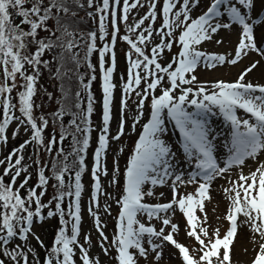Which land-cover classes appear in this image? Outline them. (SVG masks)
Segmentation results:
<instances>
[{
    "label": "snow or ice",
    "instance_id": "6c2138e0",
    "mask_svg": "<svg viewBox=\"0 0 264 264\" xmlns=\"http://www.w3.org/2000/svg\"><path fill=\"white\" fill-rule=\"evenodd\" d=\"M200 2L201 0H182V3L180 0H163L160 15L163 17L162 28L166 31L157 30L161 36V43L151 49L150 57L145 54L140 45H144L152 37V24H149L136 37V40L128 36L121 37L130 46V51L126 53L128 77L122 85L121 119L117 133L111 136L110 122L115 88L113 74L116 68V57L112 45L117 40L118 22L127 21L131 9L138 6L143 7L140 0H134L132 3L129 0H123V15H118V9L115 6L119 5L120 0H113L112 4L110 0H102V4L95 5V11L99 14V39L104 40L107 35L106 21L109 15L112 27V44L106 43L99 49L96 46V32H89L85 36L74 29L77 11L84 6L81 0H0V69L3 73V79L0 80V113H2L0 115V143L7 142L6 129L13 121L17 122L18 128L24 127L26 132L29 130L31 132L28 140H25L18 149H14L4 160H0V165L7 162L3 176H11L9 183H5L3 176H0V209L4 210L0 211V254L7 257L12 264H21V261L23 264H29L28 253L23 250V247L27 246L29 235L33 236L41 247H44L43 241L32 232V226L37 222L34 218L43 221L45 217L41 209L48 208L52 204L51 200L48 204L41 202L49 183L44 167H41L38 172V183L27 190V199L20 195V189L27 186L29 176L25 175L19 188H14L17 178L27 172V167L22 166L24 157L20 154L24 148L29 144H35L37 155H39L40 148L52 152L53 146L57 143L52 137L49 138L47 144L44 143L43 133L49 121L43 115L36 117L33 114L34 107H39V105H34L33 97L36 95V83L40 76L41 66L50 64V60L43 59V57L46 53L52 52L54 58L61 64L73 62L78 66L79 53L74 50L81 46V41H85L84 59H88L94 51L99 52L103 93L102 127L99 129L97 138L98 146L93 153L91 169L93 207H89L88 211L94 218L95 227L102 240L100 247L104 254H108V249L104 245L107 237L94 207L98 206V194L103 193L101 175H107L104 160L110 139L118 141L124 134L123 113L127 107V98L133 92L139 97L136 122L138 123L143 115L145 101L149 96H151L150 118L143 125V130L127 162L123 194L117 201L120 211L111 246L116 250L115 259L118 264H137L136 254L131 251L132 249H135L140 257L147 258L149 250L142 245L145 236L148 238L147 243L151 251L155 253L156 260L161 258L162 252L158 250L161 244L155 243L154 238L178 249L184 264H213V258L216 264H231L230 246L237 235L239 216L245 218L243 223L249 226L251 232L264 240V162L258 161V154L264 152V85L245 83L246 76L257 67L259 61H254L246 67L234 82L217 81L213 83L211 92L204 85H198L195 89L192 87L197 82L195 71L201 63L209 69L225 63L236 65L250 51L264 57V48L257 43L254 33L255 26L264 25V16L258 14L253 17L251 15L255 6L254 0H211L210 5L202 14L192 18L191 12L199 6ZM86 3L88 8H92L95 0H86ZM178 3L179 8L177 9ZM156 7L157 0H149L147 14L141 17L134 26H129L127 30L133 32L139 29L145 20H151L154 23L158 16ZM14 17L19 18V22H16ZM234 25L240 28L234 55L206 53L199 50L198 46L203 42L212 40L222 29L231 30ZM177 28L182 30L178 37H173ZM41 32L45 35L41 36ZM145 32L147 35L144 34ZM165 37L169 39L165 40ZM173 40L180 45V51L171 62L162 66L158 59L165 48L168 50L172 48ZM216 43L222 44L223 40H216ZM56 49L60 51L56 53ZM132 52L137 55L136 59L132 58ZM106 54L110 55V66L107 67ZM28 68H31V74L28 73ZM88 68L94 71L91 63L88 64ZM56 71L62 74L60 68ZM17 76L23 81L19 86L16 83ZM95 78L93 75L88 83H83L81 79L83 88L89 89L91 80ZM165 78H167L169 87H162V81ZM142 82L145 87L138 90ZM17 87L22 89L17 93L20 116L15 115L14 109H17V105L13 103L11 96ZM158 87L160 94L155 95ZM177 89H179L178 95L176 94ZM76 95L79 96V93ZM87 100L86 109H82L80 104L76 103L74 107L79 111L72 113L68 126L63 124L60 126L59 141L62 142L71 137L72 153L76 158L78 170L74 174V184L66 185L64 174L68 171V164L64 163L62 167H57V161L54 160L52 163L53 177L57 181L53 187L57 189V193L53 197L55 211L49 210L47 217L59 215L61 227L55 235L52 246L46 252L43 264H75L74 249L76 247L79 248L82 264H99L98 258H91L88 250L78 243L81 223L80 200L83 191L81 177L85 171L84 153L89 148V136L93 130L90 117L95 101L90 92ZM189 106L194 107L195 111H190ZM213 109H218L224 119L230 122L232 129L231 148L223 167L218 166L213 156L214 137L207 126V115ZM237 110H243L249 114L254 122L238 117ZM66 111L61 108L53 113L54 122L62 121ZM168 121H171L179 131L182 150L187 162L191 163L193 159L196 162L197 171L190 174L188 183L195 182L196 177L203 182L199 184L195 194L180 196L177 182L183 184L185 181L182 179V173L175 174L172 182V201L152 205L143 202L145 196L153 195V191L151 189L145 191L144 186L148 183L153 186L164 185L166 179L174 175L173 170L179 167L174 163L176 154L163 139L167 132ZM16 135L17 132L14 131L13 137ZM61 154H63L62 149ZM14 156L16 158L13 163ZM249 158L258 162L256 170L248 175L241 173L238 181H232V186L224 189L230 202L228 214L225 217L230 225L227 232L221 238L217 230L213 233V238H208V230L203 227L207 217L205 216L204 221H200L195 215L196 209L204 211V200L210 199L208 191L211 181L233 166H243ZM36 163L40 164L39 159ZM115 182V177H113L112 183ZM37 188L42 189L39 194H37ZM65 197H74L69 201L67 211L62 208V201ZM33 203L35 204L34 211L29 207ZM174 206H178L186 217L189 229L187 235L194 237L201 245L202 255L198 260L190 254L187 247L174 239V233L177 232L179 226L172 223L166 215H161L174 210ZM105 211H108V207ZM141 214L146 215L149 220L159 219L163 226L157 231L150 225L140 223L137 216ZM65 216L68 217L67 220ZM69 223H71V235L66 232ZM169 226L171 231L165 235V228ZM15 238H18L22 244L9 249L8 245ZM204 238H208L207 243ZM84 239L85 243L90 241L88 236ZM28 252L35 255L30 247ZM0 264H5L3 259H0ZM36 264H39V261ZM252 264H264V243L259 245V251Z\"/></svg>",
    "mask_w": 264,
    "mask_h": 264
},
{
    "label": "rangeland",
    "instance_id": "374dc122",
    "mask_svg": "<svg viewBox=\"0 0 264 264\" xmlns=\"http://www.w3.org/2000/svg\"><path fill=\"white\" fill-rule=\"evenodd\" d=\"M130 3L134 2V0H129ZM141 3V2H140ZM182 3V0H180ZM211 0H201L198 7L192 10L191 16L192 18H196L206 8L210 5ZM254 9L251 12L253 17H256L258 14L264 16V0H254ZM119 5H117V9L119 12ZM162 8V4H160L156 11L159 15ZM179 8V3L177 4V9ZM128 25L134 26L137 21L141 19V17L145 16L146 13L142 10L141 7H137L135 9H131L128 13ZM182 18V17H181ZM152 24L153 34L150 40H148L147 44L158 45L161 43V36L158 34L157 30H159V26H156L151 20H145L144 24L141 25L139 29L133 31L135 34H140L143 32L145 28ZM177 28L174 33L178 32ZM240 28L239 26L234 25L231 30H221L218 34H216L212 40L203 42L199 47V50L204 51L206 53H216V54H225L228 56L234 55L235 47L239 40ZM254 33L257 38V43L264 48V25L255 26ZM147 35V33H144ZM223 40L222 44H217L216 40ZM165 40H168L165 37ZM108 44H112L110 41ZM115 52L116 57V68L113 74V83L115 84L114 88V98L112 103V120L110 122V134L111 136H115L117 133L118 123L121 119V99L123 97L122 92V83L119 79V71L122 66V58H121V49L119 50L117 40L114 45H112ZM174 46V45H173ZM178 49V51L176 50ZM120 51V52H119ZM180 51V45L178 44L173 51L163 52L160 55V59L163 64L169 63L170 59L178 54ZM51 54H54L50 52ZM107 55V54H106ZM110 58V55H109ZM259 61L257 67L253 69L245 78V83L251 82L254 85H264V57H261L256 52L250 51L247 56H244L236 65H231L225 63L223 65H217L214 68H207L203 63H201L195 71V75L197 76V82L192 87H197L198 85H204L208 88L209 92L213 89L211 85L217 81L224 82H234L239 74L248 67L252 62ZM27 67V66H26ZM31 71V68H28ZM143 74V73H142ZM11 83V81H10ZM16 83L19 86L23 83L22 79L17 76ZM145 87V84L142 82L139 86L138 90H142ZM162 87H169V83L164 79L162 81ZM187 87V86H182ZM45 84L43 81L40 83L39 90L44 89ZM20 88L17 87L14 89L15 93V101L14 104L17 105L18 111V100H17V91ZM160 93V88L158 87L155 94ZM176 94H179V89L176 90ZM191 98V97H190ZM139 97L135 95V93L129 94L127 98V107L123 113V117L125 119V130L124 134L121 138L116 140H111L109 142V147L106 152L105 164L107 167V175H101V182L103 193L98 194V206L94 207V211L97 213L101 220L102 230L107 237V241H104L105 247L108 249V254L105 255L104 251L101 249L100 244L102 242L99 232L97 231L94 223L93 216L89 213V207H93L91 201H86L87 197L91 195L90 189H86L81 203V218L82 222L80 224L79 230V244L83 245L87 250L88 254L91 258H98L99 264H111L113 260V249L111 246L112 241V227L111 221L112 216L111 213L115 210V205L112 197V193L115 192L116 186H119L120 176H121V165L125 164L124 158H126V154L129 152L130 147L127 149V141L129 138L134 135H140L143 130V126L148 121V106L145 103V107L143 109V115L140 117L139 122H136L137 116V103ZM35 104L41 106L46 101H48V95L40 92L38 96L35 98ZM39 107H34L33 114L37 117V109ZM190 111H195L194 107L189 106ZM19 112V111H18ZM20 114V113H19ZM237 116L241 119H249L250 122H254L249 114L245 113L243 110H237ZM146 121V122H145ZM99 124H96L98 128ZM141 131H140V128ZM142 126V127H141ZM207 126L210 128L211 134L214 137L213 139V156L217 161L218 166L223 167L225 161L229 156V150L231 148V139H232V129L230 122L226 121L222 114L219 113L218 109H213L211 113L207 115ZM243 130V129H241ZM16 131L17 135L13 137V132ZM7 142L4 143L2 151V160H4L14 149H18L19 146L24 143L25 140H28L31 136L29 131H25L24 127H19L16 121H13L9 127L7 128ZM163 139L166 140L171 150L176 154L174 163L178 164L179 167L174 169V175L168 177L164 183V185H156L153 186L150 183L144 186V190L148 191L151 189L153 191L152 196H145L144 201L148 204H163L169 203L173 199L172 192V182L175 179V174L182 173V179L185 183L181 184L177 182V190L180 196H186L187 194H195L196 189L199 187V184L203 181L196 177L195 182L188 183L190 179V174L197 171L195 167V159L192 160L191 163L187 162L185 154L182 150V139L180 137L179 131L174 127V124L171 121L167 122V132L165 133ZM94 144L97 145V141H94ZM127 149V150H126ZM41 150V148L39 149ZM126 150V151H125ZM23 155L24 159L22 160V166L27 167V172L22 173L20 177L17 178L14 188H19L20 183L24 180L25 175L28 176L29 173V165L28 161L33 159V155L37 156L36 145L29 144L27 145L23 152L20 153ZM15 156L13 157V163L15 160ZM258 161L264 162V152H260L258 154ZM7 167V162L3 165H0V171ZM258 167V162L251 158L245 161L243 166L237 167L233 166L227 172L217 176L213 181H211V185L208 191V195L210 199L204 200V211H200L198 208L195 211V215L200 219V221H204L205 216L207 217L206 223L203 224V227L207 228L209 237L213 238V233L217 230L219 231V235L222 238L224 234L227 232L229 228V222L225 218L228 214L229 210V200L225 194L224 189L232 186V181H238V177L241 173L244 175H248L250 172L255 171ZM118 169V170H117ZM14 173V170H13ZM88 176V175H87ZM86 176V177H87ZM113 177H115L116 182L112 183ZM85 185L88 186V179H85ZM89 187V186H88ZM21 191V189H20ZM85 202V203H84ZM108 207V211H105V208ZM2 209H0L1 211ZM4 211V210H3ZM166 215L171 219L172 223L177 224L178 230L174 233V239L180 244L184 245L189 249V252L195 258L202 255L200 251L201 245L194 237H189L187 235L188 225L187 220L184 214L180 211L178 206H174V210H169L167 213L161 214ZM137 219L140 223H144L146 226L150 225L154 227L157 231L163 226L159 219L149 220L146 215H138ZM245 218L243 216L238 217V230L237 235L233 240V244L230 246V260L231 264H250V260L253 259L254 255L259 251V245L264 243V240L260 238L259 235L254 234L250 231V228L247 224L243 223ZM49 220L44 222H35L32 226V232L39 236L40 240L43 239V235L45 232V225ZM171 231L170 226L165 228V235ZM85 236L90 237V241L85 243ZM208 238H204L207 243ZM147 236L142 240V245L148 249L147 258L140 257L138 253H136L135 249H132L136 254L137 264H183V260L179 254V250L176 249L173 245L168 244L167 242H163L159 239L154 238V242L157 244H161V248L158 249L162 252V256L159 260L155 259V253L151 251L148 243ZM37 240L29 235L27 246L23 247V250L28 253L29 264H33L32 261V252H28V248H32L35 252L34 243ZM17 244H22L20 240H13L8 245L9 249L14 248ZM75 251V264H82L80 260V251L79 248L76 247ZM222 252V249H221ZM5 264H12V262L2 254H0ZM23 264V261H21ZM213 264H216L215 258H213Z\"/></svg>",
    "mask_w": 264,
    "mask_h": 264
},
{
    "label": "trees",
    "instance_id": "16d2710c",
    "mask_svg": "<svg viewBox=\"0 0 264 264\" xmlns=\"http://www.w3.org/2000/svg\"><path fill=\"white\" fill-rule=\"evenodd\" d=\"M81 3L84 5L82 8L78 9L77 11V17H76V23L74 24V29L78 33H83L85 36L89 32H96L97 33V39H96V46L97 49L101 48L106 44L111 36L112 27L110 23V15L108 21H106V32L107 35L105 36L104 40L99 39V14L95 11V5L96 4H102V0H95V4L92 8L87 7L86 0H81ZM145 5H149V0L144 1ZM110 4H112V0H110ZM88 13H91V15H88ZM123 15V13L121 14ZM14 20L16 22H19V18H15ZM124 21H121V26L118 30V34L120 37V45H121V58H122V66L120 68V75L122 82L127 81L128 77V60L126 58V53L130 51V46L125 42L121 37L128 36L130 39L134 40L130 33L126 32L125 26L124 30L122 28V24ZM51 23V22H50ZM41 36L45 35V33L41 32ZM136 40V39H135ZM85 41H81V46L74 51L79 53V59L80 63L77 66L73 62H67L64 64H61L54 58V54L46 53L43 59L50 60V64L48 66H41L40 69V76L36 83V95L33 97V100L38 96V93L42 92L45 95H48V101H46L44 104L39 106L37 109V117L40 115H43L46 119L49 121V125L46 128V130L43 133L44 136V143L47 144L50 137L55 138L57 143L53 146L52 152H47L44 148H41L39 150V155L35 156L33 155V159L28 161L29 165V173L28 176L30 177L27 186L24 189H21L20 195L27 199V190L29 188H32L38 183V172L41 167H44L45 169V175L49 178V183L46 186V194L41 198V202L44 204H48V202L51 200L52 204L49 205L48 208L41 209L42 215L45 217L43 221L49 220L48 223L45 225V232L44 237L41 241H43L44 247H41L40 244H38V249L35 255L32 259H34V264H36L37 261H39V264H43V261L45 259V255L47 250L52 246L55 235L58 231V229L61 227L60 224V217L59 215H54L51 218L47 217V213L49 210L55 211V200L53 197L57 193V189L53 187L57 183V181L53 177L54 169L52 167L53 161H57V167H62L64 163L68 164V171L64 174V180L65 184H74V174L75 171L78 170L77 164H76V158L74 154L72 153V139L71 137H68L67 139L63 140L62 142L59 141V130L61 124L64 126H68V122L72 119V113L78 112L79 109H76L74 105L76 103H79L82 109H86L87 107V96L90 92L91 95L94 97V104H93V113L90 117V125L93 129L90 132V144L89 148L84 153L85 157V171L82 174L81 180L83 184V191L81 194V199L83 197V193L85 190V184H84V178L89 172L88 167V161L90 157V150L93 149L92 140L94 138L93 131L95 130V125L97 122V117L100 118V121L102 123V102H103V93L101 89V83H100V77L101 73L98 70V66L96 65L97 55L98 51H94L93 54L88 57V59H84L86 49L84 48ZM140 47L143 48L146 55L149 57L152 55L151 49L148 48L145 45H140ZM60 49H56V53H58ZM132 58L136 59L137 55L132 52ZM142 59V58H141ZM91 63L94 66V71L92 69L88 68V64ZM60 68L62 71V74H58L56 69ZM28 73L31 74V71L28 70ZM95 76V80H91V85L89 89H84L81 83V79L83 80V83H88L92 76ZM3 79V73L2 69H0V80ZM43 81L45 84L44 89L39 90L40 83ZM10 83V81H9ZM97 88H99V107L97 108ZM22 89H19L21 91ZM14 91V90H13ZM76 93H79V96L76 95ZM11 96L13 98V102L15 101V93L12 92ZM35 104V101H33ZM151 98L148 100V104L150 105ZM64 108L66 109V114L63 116L62 121H55L53 113L58 111L59 109ZM15 115L20 116L17 109H14ZM2 115V113H0ZM35 115V114H34ZM79 122V121H78ZM39 123V121H38ZM30 131V130H29ZM31 133V132H30ZM134 140H130V144L134 145ZM35 145V144H34ZM61 149L63 150V154H61ZM133 153V148L131 151L130 156ZM65 156H67V160H65ZM130 156L126 155V158H130ZM39 159L40 164H37L36 161ZM124 161L125 158H124ZM4 169L0 171V176H3ZM3 180L5 183H9L11 181V176H3ZM124 176L121 177V182L118 184L119 186H116V190L113 194V201L117 208V215L119 216L120 206L117 203V201L120 199V197L123 194V185H124ZM17 188V187H16ZM42 189L37 188V194ZM71 199H74V197H65V199L62 201V208L67 211L69 201ZM81 203V200H80ZM30 210H35V204H31ZM3 211V209L1 210ZM38 220V218H34ZM65 219L67 220L68 217L65 216ZM42 221V222H43ZM116 224L117 222H113L114 227V234L116 233ZM66 232L68 235H71V223L67 225ZM113 234V236H114ZM1 256V255H0Z\"/></svg>",
    "mask_w": 264,
    "mask_h": 264
}]
</instances>
